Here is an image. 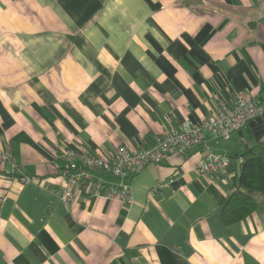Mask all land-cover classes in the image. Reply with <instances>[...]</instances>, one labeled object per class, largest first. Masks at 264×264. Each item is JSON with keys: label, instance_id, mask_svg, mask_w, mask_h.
<instances>
[{"label": "crops", "instance_id": "crops-1", "mask_svg": "<svg viewBox=\"0 0 264 264\" xmlns=\"http://www.w3.org/2000/svg\"><path fill=\"white\" fill-rule=\"evenodd\" d=\"M242 91L264 107V0H0V264H264V199L227 223L236 171L198 174L205 146L133 174L130 204L105 187L69 206L53 163L152 148ZM206 138L230 155L263 144L264 113Z\"/></svg>", "mask_w": 264, "mask_h": 264}, {"label": "built area", "instance_id": "built-area-1", "mask_svg": "<svg viewBox=\"0 0 264 264\" xmlns=\"http://www.w3.org/2000/svg\"><path fill=\"white\" fill-rule=\"evenodd\" d=\"M263 113L264 107L260 99L242 91L233 100L223 102L213 114L200 123L185 120L180 127H168L158 135L157 144L152 148L123 144L110 151L92 153L82 152L76 147H67L53 162L58 173L65 179L59 196L66 204L72 206L81 189L96 195L106 187L109 198L130 204L133 195L129 179L133 174L140 172L148 164L161 163L173 153L192 152L201 146H205L208 151L196 164L198 174L228 177L231 171V155L227 151L210 150L206 132H212L218 138L228 139L233 132ZM1 159H11V153L3 152ZM94 170L109 172L119 180L107 185L93 175ZM8 172H19L23 182L31 180L22 167L13 165Z\"/></svg>", "mask_w": 264, "mask_h": 264}, {"label": "trees", "instance_id": "trees-1", "mask_svg": "<svg viewBox=\"0 0 264 264\" xmlns=\"http://www.w3.org/2000/svg\"><path fill=\"white\" fill-rule=\"evenodd\" d=\"M238 163L241 164L240 175ZM231 170L236 171L238 184L223 208L227 223L243 220L264 199V143L231 155Z\"/></svg>", "mask_w": 264, "mask_h": 264}, {"label": "water", "instance_id": "water-1", "mask_svg": "<svg viewBox=\"0 0 264 264\" xmlns=\"http://www.w3.org/2000/svg\"><path fill=\"white\" fill-rule=\"evenodd\" d=\"M237 169H238V175H240V171H241V164L240 163L237 164Z\"/></svg>", "mask_w": 264, "mask_h": 264}]
</instances>
